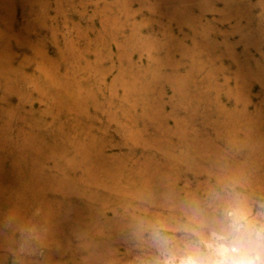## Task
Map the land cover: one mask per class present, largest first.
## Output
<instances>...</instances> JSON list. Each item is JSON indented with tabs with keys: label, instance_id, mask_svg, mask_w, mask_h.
Masks as SVG:
<instances>
[{
	"label": "rangeland",
	"instance_id": "1",
	"mask_svg": "<svg viewBox=\"0 0 264 264\" xmlns=\"http://www.w3.org/2000/svg\"><path fill=\"white\" fill-rule=\"evenodd\" d=\"M237 198L264 211V0H0V264H145Z\"/></svg>",
	"mask_w": 264,
	"mask_h": 264
},
{
	"label": "clouds",
	"instance_id": "2",
	"mask_svg": "<svg viewBox=\"0 0 264 264\" xmlns=\"http://www.w3.org/2000/svg\"><path fill=\"white\" fill-rule=\"evenodd\" d=\"M178 243L164 230L152 232L156 255L145 264H264V211L253 214L241 199L232 200L220 218L185 229Z\"/></svg>",
	"mask_w": 264,
	"mask_h": 264
}]
</instances>
